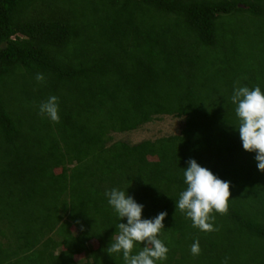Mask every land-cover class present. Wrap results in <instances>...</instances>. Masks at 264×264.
<instances>
[{"label": "trees", "instance_id": "1", "mask_svg": "<svg viewBox=\"0 0 264 264\" xmlns=\"http://www.w3.org/2000/svg\"><path fill=\"white\" fill-rule=\"evenodd\" d=\"M240 86L264 92V0H0V264H124L107 253L127 223L113 188L142 219L167 212L157 264H264V172L235 128ZM52 95L60 123L38 114ZM162 115L183 118L179 133L112 138ZM189 159L230 182L217 232L175 208Z\"/></svg>", "mask_w": 264, "mask_h": 264}, {"label": "clouds", "instance_id": "2", "mask_svg": "<svg viewBox=\"0 0 264 264\" xmlns=\"http://www.w3.org/2000/svg\"><path fill=\"white\" fill-rule=\"evenodd\" d=\"M35 79L43 83L45 77L38 73ZM230 99L236 105L235 114L239 123L235 128L239 131L243 149L256 153L257 168L264 172V92L259 86L251 89L247 86L235 87ZM38 114L53 123H60L58 97L52 95L42 102ZM183 175L187 187L175 201L176 210L189 218L192 226L202 232L219 231L214 226V213L228 214L230 182L219 179L210 170L201 167L195 159H189ZM105 196L119 219L127 218V223L118 224V234L112 237L107 253L110 256L122 254L124 264H157L166 261L169 248L159 236L164 229L163 221L167 212L162 211L152 219H142L144 206L124 191L113 188ZM137 244L144 246L137 254H133ZM191 254H201L198 240L191 246ZM229 259L225 257L224 264H228Z\"/></svg>", "mask_w": 264, "mask_h": 264}, {"label": "rangeland", "instance_id": "3", "mask_svg": "<svg viewBox=\"0 0 264 264\" xmlns=\"http://www.w3.org/2000/svg\"><path fill=\"white\" fill-rule=\"evenodd\" d=\"M182 124L183 118L181 117L162 115L133 130L114 132L111 135L113 140H123L129 143H136L143 139H154L163 135L179 133Z\"/></svg>", "mask_w": 264, "mask_h": 264}]
</instances>
